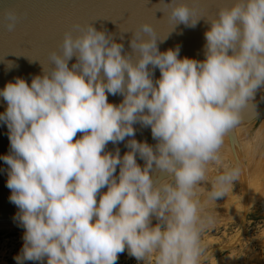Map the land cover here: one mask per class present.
<instances>
[{
  "label": "clouds",
  "instance_id": "1",
  "mask_svg": "<svg viewBox=\"0 0 264 264\" xmlns=\"http://www.w3.org/2000/svg\"><path fill=\"white\" fill-rule=\"evenodd\" d=\"M159 3L176 24L200 20L178 0ZM205 21L203 60L178 58L179 46L160 52L148 22L132 32L130 51L88 24L64 33L30 83L17 77L0 89L9 141L0 160L23 228L16 264H115L124 251L152 264H200L197 188L264 88V0H231ZM117 94L119 103L108 102ZM137 123L154 144L131 138ZM109 142L128 151H106ZM238 173L224 166L207 198L221 197Z\"/></svg>",
  "mask_w": 264,
  "mask_h": 264
},
{
  "label": "water",
  "instance_id": "2",
  "mask_svg": "<svg viewBox=\"0 0 264 264\" xmlns=\"http://www.w3.org/2000/svg\"><path fill=\"white\" fill-rule=\"evenodd\" d=\"M186 4L195 18H200L194 27L177 23L168 15V9L159 0H0V89L15 78H23L30 83L33 75L42 73V67L49 66L48 54L58 50L65 32L76 34V26H91L111 34L117 43H122L124 51H130L128 41L140 23L152 25L157 48L160 52L179 46V57H189L196 60L204 59V33L209 25L205 21L215 17L221 7H227L231 0H178ZM15 16L14 27L9 30L8 13ZM122 38V39H121ZM133 61L135 52H129ZM75 62L73 56L68 65ZM11 67V68H9ZM153 79L159 77V70L152 68ZM258 89L254 98L241 110V125L264 114V97H260ZM107 94V93H106ZM108 102L117 104L122 97L107 95ZM6 102L0 97V112H3ZM235 126V127H236ZM134 138L154 144L150 129L134 124ZM80 133H77L78 138ZM130 137H125V140ZM119 149L123 155L128 149L125 142L113 145L109 142L105 150L112 152ZM9 151L7 128L0 122V155ZM141 166L143 161L137 157ZM7 165L0 160V226L22 228L14 219L17 208L9 202L10 190L5 186ZM118 172V168H117ZM101 192L106 191L102 188ZM99 193L97 194V199Z\"/></svg>",
  "mask_w": 264,
  "mask_h": 264
},
{
  "label": "rangeland",
  "instance_id": "3",
  "mask_svg": "<svg viewBox=\"0 0 264 264\" xmlns=\"http://www.w3.org/2000/svg\"><path fill=\"white\" fill-rule=\"evenodd\" d=\"M238 126L236 135L229 132L225 137L220 149L222 164L210 167L207 180L197 188L204 219L200 264H264V117ZM224 166H236L239 173L221 197L209 200L212 181ZM22 234L23 228H0V264H16ZM115 264L152 262L151 258L138 261L124 251Z\"/></svg>",
  "mask_w": 264,
  "mask_h": 264
},
{
  "label": "bare ground",
  "instance_id": "4",
  "mask_svg": "<svg viewBox=\"0 0 264 264\" xmlns=\"http://www.w3.org/2000/svg\"><path fill=\"white\" fill-rule=\"evenodd\" d=\"M260 97L262 98V97H264V88H262V90H261V92H260ZM261 117H264V114L263 115H261ZM245 124V123H244ZM239 127V126H238ZM236 128H237V126L236 127H234L230 132H231V134H233V132L235 133V135H236ZM238 129V128H237ZM230 135V134H229ZM231 137H233L232 135H231ZM226 139H227V136H226ZM225 139V140H226ZM248 140V139H247ZM226 143V142H225ZM241 143V142H240ZM248 148V147H247ZM225 149V148H224ZM230 150V149H229ZM228 150V151H229ZM227 151V150H226ZM221 154V153H220ZM225 163V162H224ZM258 164V163H257ZM212 180V179H211ZM209 183V182H208ZM3 227H6V226H0V228H3ZM32 263V262H31ZM26 264V263H25Z\"/></svg>",
  "mask_w": 264,
  "mask_h": 264
}]
</instances>
